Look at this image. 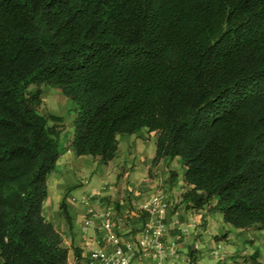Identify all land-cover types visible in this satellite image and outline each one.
I'll use <instances>...</instances> for the list:
<instances>
[{"label": "trees", "instance_id": "16d2710c", "mask_svg": "<svg viewBox=\"0 0 264 264\" xmlns=\"http://www.w3.org/2000/svg\"><path fill=\"white\" fill-rule=\"evenodd\" d=\"M41 85L71 102L77 156L109 163L146 128L187 208L264 229V0H0V264L81 258L43 214L63 118Z\"/></svg>", "mask_w": 264, "mask_h": 264}, {"label": "crops", "instance_id": "0c3cea01", "mask_svg": "<svg viewBox=\"0 0 264 264\" xmlns=\"http://www.w3.org/2000/svg\"><path fill=\"white\" fill-rule=\"evenodd\" d=\"M71 137L72 133L68 141ZM156 139L155 132L146 128L121 136L109 163L88 155L77 156L69 147L60 150L56 169L48 176L43 214L61 234L65 246L74 244L81 249L77 262L70 251L71 264H107L93 259L94 252L111 254L115 250V244L98 228L107 209L112 212L119 244L131 264H250L246 258L258 248V234L234 228L223 221L221 213L208 207L187 208L181 196L188 189L183 175L174 184L168 181L169 170H177L180 159H161L153 164ZM129 191L131 198L121 199L119 209H115L118 197ZM156 196L166 200L167 208L151 214L147 204ZM62 199L70 224L61 214ZM159 222L164 224L162 234L140 244ZM189 251L197 255L195 261L190 260Z\"/></svg>", "mask_w": 264, "mask_h": 264}, {"label": "rangeland", "instance_id": "374dc122", "mask_svg": "<svg viewBox=\"0 0 264 264\" xmlns=\"http://www.w3.org/2000/svg\"><path fill=\"white\" fill-rule=\"evenodd\" d=\"M42 90V104L40 107V112L44 115L54 114L61 116L63 118V121L61 123L49 121V125H57L58 128H61L60 133V139H59V146L60 150L68 148L69 144V137L71 136V128H72V118H73V111L71 110L72 104L70 101L67 100V98L57 89L41 85L39 86ZM37 86L33 85L29 87V90L36 89ZM178 165V164H177ZM175 166V165H174ZM182 167L180 166L177 169L178 177H181L183 175ZM117 180V178H116ZM116 187L118 188V193H122V188L118 182H116ZM132 195V192L129 191L124 196H119L117 203L114 204L115 209H119L120 207V200L123 199H130ZM249 230V234L254 232L255 234H258L260 239L258 240V248L259 252H261L263 258L264 255V229H257L255 227H251ZM195 258H197V255L194 254Z\"/></svg>", "mask_w": 264, "mask_h": 264}, {"label": "built area", "instance_id": "2783aa9c", "mask_svg": "<svg viewBox=\"0 0 264 264\" xmlns=\"http://www.w3.org/2000/svg\"><path fill=\"white\" fill-rule=\"evenodd\" d=\"M147 207L151 214H160L167 208L166 200H161L160 197L156 196L150 200ZM112 212L107 209L102 214V219L98 225L99 230L103 232L105 237L115 244V250L111 254H106L104 252H94V260H103L107 264H131L130 257L127 256L119 244L118 236L114 230L113 222L111 219ZM164 230V224L159 222L157 228H153L151 236H146L140 241V244L148 243L150 239H157Z\"/></svg>", "mask_w": 264, "mask_h": 264}]
</instances>
